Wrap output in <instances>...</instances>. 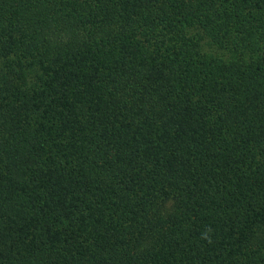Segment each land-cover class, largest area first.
I'll use <instances>...</instances> for the list:
<instances>
[{
  "label": "trees",
  "instance_id": "trees-1",
  "mask_svg": "<svg viewBox=\"0 0 264 264\" xmlns=\"http://www.w3.org/2000/svg\"><path fill=\"white\" fill-rule=\"evenodd\" d=\"M0 264H264V0H0Z\"/></svg>",
  "mask_w": 264,
  "mask_h": 264
}]
</instances>
